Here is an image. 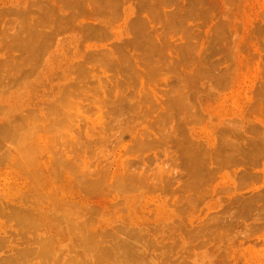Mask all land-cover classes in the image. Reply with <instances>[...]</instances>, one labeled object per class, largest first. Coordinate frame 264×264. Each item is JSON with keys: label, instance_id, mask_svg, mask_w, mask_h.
Here are the masks:
<instances>
[{"label": "rangeland", "instance_id": "374dc122", "mask_svg": "<svg viewBox=\"0 0 264 264\" xmlns=\"http://www.w3.org/2000/svg\"><path fill=\"white\" fill-rule=\"evenodd\" d=\"M0 264H264V0H0Z\"/></svg>", "mask_w": 264, "mask_h": 264}, {"label": "bare ground", "instance_id": "6f19581e", "mask_svg": "<svg viewBox=\"0 0 264 264\" xmlns=\"http://www.w3.org/2000/svg\"><path fill=\"white\" fill-rule=\"evenodd\" d=\"M107 3H108V2H107ZM89 4H90V3H89ZM86 6H87V5H86ZM103 6H104V5H103ZM110 6H111V4H110ZM93 7H94V6H93ZM93 7H92V8H93ZM86 9H87V8H86ZM90 9H91V8H90ZM94 10H95V9H94ZM103 10H104V9H103ZM91 11H92V10H91ZM89 12H90V11H89ZM95 12H96V10H95ZM85 13H86V12H85ZM88 15H89V14H88ZM96 15H97V14H96ZM96 15H95V16H96ZM127 16H128V14H127ZM96 17H97V16H96ZM129 17H130V16H129ZM88 18H89V17H88ZM254 198H255V197H254ZM258 198H259V197H258ZM84 239L86 240L85 237H84ZM87 239H88V237H87ZM82 240H83V238H82ZM82 240H81V241H82ZM88 240H89V239H88ZM94 240H95V239H94ZM45 250H47V249L45 248ZM43 251H44V250H43ZM49 253H50V252H49ZM81 253H82V252H81ZM102 253H103V252H102ZM105 253H106V252H105ZM105 253H104V254H105ZM44 254H46V252H45ZM50 254H52V253H50ZM106 254H107V253H106ZM91 255H93V253H92ZM109 255H110V254H109ZM41 256H42V255H41ZM45 256L48 257L49 255H48V256L45 255ZM45 256H42V257L45 258ZM93 257H95V256L93 255ZM97 259H98V258H97ZM100 261H101V259H100ZM95 263H96V262H95Z\"/></svg>", "mask_w": 264, "mask_h": 264}]
</instances>
